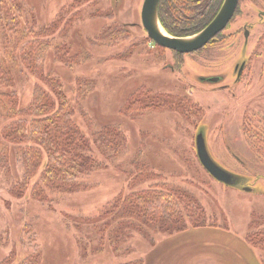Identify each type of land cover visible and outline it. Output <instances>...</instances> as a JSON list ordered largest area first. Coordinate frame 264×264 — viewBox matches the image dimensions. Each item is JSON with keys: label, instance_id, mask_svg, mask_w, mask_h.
Segmentation results:
<instances>
[{"label": "rangeland", "instance_id": "rangeland-1", "mask_svg": "<svg viewBox=\"0 0 264 264\" xmlns=\"http://www.w3.org/2000/svg\"><path fill=\"white\" fill-rule=\"evenodd\" d=\"M74 2L23 0L31 13H24L22 21L41 28L58 21L61 11ZM143 3L87 0L71 8L78 12L73 26L55 35L45 60L46 72L61 78L73 102V117L90 138L92 152L105 165L84 174L79 180L81 188L64 194L47 193L41 200L23 194V188L18 187L23 169L14 161V149L10 164H0V264H18L34 249L42 253L41 264H130L140 259L144 264H264V251L247 241L252 236L262 238L258 232L264 230V91L240 92L239 96L237 92H214L213 85L200 84L198 76L219 71L206 61L207 50L177 59L173 51L156 45L142 24ZM260 10L244 2L231 32L245 21L260 19ZM116 26L128 36L119 43L105 44V39H111L105 32ZM232 41L235 39L228 43ZM63 43L70 46L71 54L85 52L90 56L68 67L54 59V47ZM127 50L133 53L125 57ZM226 51L224 47L216 52ZM243 52L249 50L243 48ZM3 53L0 51V58ZM174 64L177 71L171 69ZM12 68L15 81L0 86V91H16L20 108H25L37 79L25 66ZM232 68L230 63L223 65L229 80L233 79ZM81 80L93 82L95 87L78 102L77 82ZM140 87L142 90L136 91ZM233 93L241 102L255 105L253 113L263 126L251 143L255 161L250 153L226 146L235 143L230 133L238 137L241 120L230 124L229 130V124L222 120L223 107L209 106L216 101L236 104ZM164 99L174 105L165 109L151 106L131 113L133 116L126 113L134 101L147 105ZM194 104L198 108L187 111L185 105ZM4 115L0 107L1 130L11 122V117ZM106 126H118L128 140L127 149L114 158L105 156L110 148L107 151L96 142L95 133ZM223 131L228 136L225 141L220 137ZM201 132L213 159L239 177L237 185L217 181L204 168L196 143ZM156 187L192 195L207 211V226L168 235L156 232L151 225L140 223L139 229L138 221L123 219L122 223V219L107 215L115 198ZM212 222L219 227H211Z\"/></svg>", "mask_w": 264, "mask_h": 264}, {"label": "trees", "instance_id": "trees-1", "mask_svg": "<svg viewBox=\"0 0 264 264\" xmlns=\"http://www.w3.org/2000/svg\"><path fill=\"white\" fill-rule=\"evenodd\" d=\"M84 2L87 0H75L71 7L61 11L58 21L36 29L22 21L24 13H31L23 0H0V51L4 52L0 58V86L4 88L15 81L13 66H25L37 79L32 100L25 108H20L16 91H0V107L5 110L4 116L11 117V122L0 129V164L9 165L15 149L14 161L23 169L22 181L17 185L23 188V194H29L32 198L45 200L47 193L73 192L81 188L79 180L84 174L105 165L92 152L90 138L73 117V102L65 93L61 78L46 72L45 68L47 53L55 35L69 30L78 13L71 8H78ZM200 2L161 0L159 18L162 25L174 36L184 37L200 31L216 15L223 0ZM68 13L71 14L67 16ZM111 30L105 32L106 38H111L105 39V44L119 43L128 36L120 26ZM54 51V59L68 67H74L90 56L85 52L71 54V48L66 43L56 45ZM127 53L132 54L133 51L127 50L123 55L126 57ZM77 83L76 100L79 102L86 92L94 89L95 84L84 80ZM173 105L165 99L147 105L137 100L128 104L126 113L133 116L131 113L151 106L165 109ZM185 107H188L187 111L198 108L195 104ZM95 134L98 135L96 142L105 146V150H112L105 155L107 158H114L128 147L127 137L118 126H106ZM5 169L10 171L8 166ZM108 206L112 209L106 210L107 215L122 219V223L123 219L138 221L136 228L147 224L153 226L156 232L168 235L175 231L207 226L206 209L192 195L180 189L171 191L156 187L133 191L115 198ZM209 225L219 227L217 222ZM258 234L262 238L252 236L247 241L250 240L252 246L264 251V230ZM42 259L41 251L34 249L31 255L24 257L18 264H41ZM130 264H144V259Z\"/></svg>", "mask_w": 264, "mask_h": 264}, {"label": "flooded vegetation", "instance_id": "flooded-vegetation-1", "mask_svg": "<svg viewBox=\"0 0 264 264\" xmlns=\"http://www.w3.org/2000/svg\"><path fill=\"white\" fill-rule=\"evenodd\" d=\"M224 2L225 0H223V3L219 8L218 12L222 8ZM242 2H248L252 7L256 9H261L258 14L260 19L256 17V19L254 20L245 21L243 24L237 27L234 32H231L230 26L231 24L233 25V21L235 20V18L240 15L241 6L243 4ZM200 3H202V0ZM218 12L213 17V19L217 16ZM213 19L209 21L207 25H205L204 28H202L200 31L188 35L190 36L201 32L213 21ZM229 39H235V41L228 43ZM224 47L225 49H227L226 53L220 52L218 54V52H216L217 49H223ZM243 48H246V51L249 50V52L244 53ZM205 50H207V56L205 57L206 61H211L213 63L212 65L214 67H217L219 71H215L210 74H205L203 76H198L197 80L200 84L213 85L214 92H237L239 93V96H241V93L246 91H264V0H239L236 11L229 23L203 48L191 53H179L174 50L171 51H173L175 57L178 59L179 56H187L189 54L195 55L196 53ZM227 62L233 65L232 80H229L227 74L223 71V65L228 64ZM171 69L173 71H177L175 64L171 66ZM231 96L233 99L236 98V104L228 106L222 103L221 101H216L214 103V105L216 106H214L213 104H209L210 109L223 107L224 117L222 118V120L225 125L226 123L229 124V130L230 124L232 125L235 122H238L239 124L241 120L242 128L239 127L240 133L237 132L235 134L237 135L239 133L238 137L236 138V136H234L232 132L230 133L231 139L234 138L235 143L233 141L232 144H228L226 146L228 149H232L235 147V149L239 151V153L241 152L242 154L250 153L251 158L255 161L253 157L254 155L252 153V141L256 139L257 133L262 130L263 126L259 122V120L255 118V114L253 113V109L255 108L254 104L249 102L246 103L245 100L241 102V98H237L238 95L235 93L231 94ZM252 98L253 97H249L248 99ZM227 107H231V109L227 110ZM255 110H257V108ZM259 111L260 110L255 111L258 116ZM241 115H243V118H241ZM228 132L229 131L227 129V133ZM220 137H222L224 141L228 139V136L225 131L220 133ZM231 139L229 136V140ZM236 140L240 142H238L237 144ZM243 145H247V147L244 148ZM233 154L238 156L235 151L233 152ZM246 188H248L249 191H252V187Z\"/></svg>", "mask_w": 264, "mask_h": 264}, {"label": "water", "instance_id": "water-1", "mask_svg": "<svg viewBox=\"0 0 264 264\" xmlns=\"http://www.w3.org/2000/svg\"><path fill=\"white\" fill-rule=\"evenodd\" d=\"M160 2L161 0H144L141 19L148 36L161 47L179 53H191L203 48L226 27L236 11L239 0H225L217 16L205 29L197 34L184 37L170 34L162 25L159 18ZM196 143L201 163L214 178L229 186H235L239 183L237 175L229 172L213 159L208 151L203 133L197 135ZM245 190L249 191L248 188Z\"/></svg>", "mask_w": 264, "mask_h": 264}]
</instances>
